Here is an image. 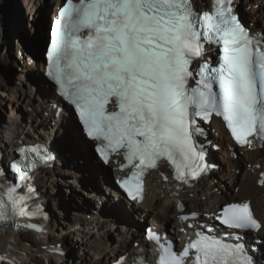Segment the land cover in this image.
I'll return each instance as SVG.
<instances>
[{"label": "snow or ice", "instance_id": "6c2138e0", "mask_svg": "<svg viewBox=\"0 0 264 264\" xmlns=\"http://www.w3.org/2000/svg\"><path fill=\"white\" fill-rule=\"evenodd\" d=\"M205 44L218 46L215 66L204 58ZM47 56L48 76L75 107L97 153L108 162L123 150L125 166L134 171L120 183L132 200L143 199L142 177L162 161L183 183L206 171L205 152L196 140L204 129L197 118L222 117L241 146L264 142V34H250L233 0H212L211 11L202 13L192 0H66ZM197 59L203 63L193 71ZM192 79L196 87L190 88ZM19 151L18 182L5 185L6 199L0 200L4 221L43 215L39 205L29 204L34 189L28 181L51 155L43 145ZM261 177L264 186V173ZM217 219L230 229L264 227L249 201L227 204ZM24 227L42 231L31 223ZM148 239L159 248V264H254L244 244L202 233L179 253L156 233ZM0 264L16 261L4 255Z\"/></svg>", "mask_w": 264, "mask_h": 264}, {"label": "bare ground", "instance_id": "6f19581e", "mask_svg": "<svg viewBox=\"0 0 264 264\" xmlns=\"http://www.w3.org/2000/svg\"><path fill=\"white\" fill-rule=\"evenodd\" d=\"M3 1L4 0H0V63L10 64L13 63L12 58H14V56L16 59H19V57L15 55L14 50L12 52L11 46L14 44V41L10 44V39L8 38V35H10V33H8L7 36L3 34V22L5 21L6 16L2 7ZM13 1H17L18 3H13ZM59 1L60 0H7V4L10 10L12 30L14 32H17V34L19 33L18 35H22L21 30L24 27L27 28L26 26L28 25V29L33 32V27L36 22L38 23L42 21L48 14H51V16L56 15ZM244 5L250 7V10L247 12L249 20L253 21L254 19H256V21H258L259 19L264 17V0H244ZM20 12L22 13V16ZM21 37H23V35ZM17 69L23 73V77L20 79L23 82H27V84L31 86V88H33V91L35 93L37 91H35L34 89L36 85L31 83L29 78L36 81L38 86L40 84L43 92L41 94L38 91L37 94H39V96H37L33 95V93H27L25 91L21 92L15 90H0V102L8 103L10 109V120L8 118L7 121L0 117V122H2L0 123V135L2 136L3 141L2 145H5L7 147L12 145L13 143H16V141L21 138V135L23 133L27 136L24 137L25 139L29 140L31 138L28 137V132H26L27 124L24 117V112L20 110L24 109L28 111V109L32 107L33 111L39 114L40 108L46 107L51 100L50 96H54L53 90L51 88H48L47 84L44 83V80L43 78H41V74L39 72H31L30 69L26 67H18ZM4 81L7 82L8 80L4 79L3 72L0 71V85L5 86ZM33 85H35V87ZM15 110H19V113L17 115H14V113L11 114ZM30 115V117L34 119L35 122L42 123V121H45L35 120L33 113L31 112ZM46 126L47 124L44 122L43 125H41L42 129L40 131L42 132L43 129H46ZM64 127H66L68 131L62 134L57 140V145L59 146L61 151V159H59L57 164V173H61L59 174V178L61 179V176L62 178H66L67 176L74 173H71L69 170L61 167L63 158H66V155H70L69 157H72V159H66L65 162H67L69 166L75 165L74 167H76V169H78L79 171L76 172L77 176L81 178L86 177V179L93 182L92 184L95 185L96 190L98 191V196H100V194H104V192L100 189L98 183L100 182V180H98V178L95 179L90 177L91 174L95 173L98 174V177H100L99 179H101L100 175L107 173V169L103 166H100L91 154V142L86 140L84 136L79 132V129L74 120L68 119ZM33 128H36L35 125L33 126ZM76 152H78V154ZM83 154H86L87 157L90 156L91 160H89L88 158L87 160L81 159L80 164L76 163V157L83 156ZM258 158L264 160V150L249 155L250 162H256ZM44 172L45 170H43L37 177V183L39 184L40 188H43V197L48 199V205L46 204L44 205V207L48 215L53 214L55 215L57 220L59 219V222H61L60 230L61 233H63V228H66V222L61 221L62 215L55 211L50 196V191L56 188L57 184L60 181L59 178L58 180L56 178H53L54 174H52V171L46 174H44ZM229 176L230 169L228 167L222 166L219 171H211L207 178L199 181L191 188L180 190V195L186 200L188 208L214 210L219 204L226 202L229 195L233 194L232 187H230L229 183H233L234 179L232 178V175L230 178ZM237 180L239 181L238 177ZM111 181L112 179L110 178L109 182ZM176 190L177 189L172 180H163L160 176L153 175L152 180L149 184L146 199L141 206L129 207L124 202L120 204L119 212L126 214V222L123 221L124 219H112L109 213H107V216L105 218L107 219V221L110 220L109 223L117 221L123 222V224L130 223V225L135 226L131 228L137 231V227L141 226V221L137 220L136 216L140 217L142 216V214L147 213L148 217H153L154 220H156L159 224H166L175 228L176 209L174 199ZM247 190H259L254 185L253 176H249L247 181L242 184L240 193L244 194V192ZM92 199L96 201V197H92ZM259 200L261 199H256L257 204H259ZM50 223L53 224V232L44 236H40L34 234L33 232L25 230H10L9 228H7L8 226L5 225L0 226V250L3 252H14L19 251L18 249L21 248L29 252L35 251L34 254H32V256L30 257L20 253L18 256V259L20 261L18 260L16 264H108L110 261L115 260L114 258L110 257L112 255L110 251L118 249V246H114L116 245L115 240L116 243H119L122 242L120 239H118L119 241L117 240L119 236L123 241H125V239L129 236L127 228L117 231L115 234L116 238H113L114 240H112L111 232L108 233L105 231H99L87 232L82 234L79 233V236H77V239L79 240V243L77 244L78 251L71 257H68L67 254L65 256H57V254L46 252L45 246L43 244L46 240H52L53 244L61 242L56 234L57 228L55 223L53 221H51ZM3 231L7 238L3 237ZM122 243L124 244L125 242ZM142 243V245L144 246V242ZM119 249L126 248L121 244V247ZM130 249L132 250V252H137L134 247H131ZM66 251L68 252V249Z\"/></svg>", "mask_w": 264, "mask_h": 264}, {"label": "rangeland", "instance_id": "374dc122", "mask_svg": "<svg viewBox=\"0 0 264 264\" xmlns=\"http://www.w3.org/2000/svg\"><path fill=\"white\" fill-rule=\"evenodd\" d=\"M15 2H16V4L18 3L17 1H13V3H15ZM2 7H3V10L6 14L5 21L3 22V29H4L3 34L7 36L8 33H10V35H8V38L10 39V44L13 41L14 42L18 41V39L21 38L22 35L24 36L25 34L28 35V38H30L31 42H33L32 36H33L34 32H31L28 29L29 28L28 25L26 26L27 28L24 27L21 30L22 35L21 34L18 35L19 33L17 34V32H14L12 30L11 21H10V19H11L10 10H9L8 4H7V0L3 1ZM21 16H22V13H21ZM22 20H23V17H22ZM13 45L15 46V43ZM13 45L11 46L12 52H13ZM8 65H10V64L9 63H0V71L3 72V69L6 68V66H8ZM12 67L15 68V66H13V65H12ZM7 69L9 70L10 68H7ZM15 73H18L16 75V78H15V75L13 77L8 76V78H7L8 81L7 82L4 81L5 86L0 85V90H7V91L15 90V91H21V92L25 91L27 93L29 92V93H33V95L39 96V94H37L38 90L36 91L35 85H33V86L35 87L34 89H35L36 93L33 91V88H31V86H29L27 84V82H23L20 79L23 77V73L21 71H19L17 68H15ZM30 108H32V107H30ZM9 110L10 109H9L8 103H1L0 102V117L2 119L7 117V113ZM9 113H10V111H9ZM31 113L34 114V111ZM30 116H31L30 111L24 112L26 124H27V126H30V128H28V129L26 126V132H28V137H31L30 134L34 133L33 131H36L37 133H39V132L42 133L40 131L42 129L41 125H43L44 122L47 123L46 121H44V122L42 121V123L35 122L34 119H32ZM34 125L36 128H33ZM22 137H27V136H26V134L23 133L21 135V138ZM18 140L16 141V143L18 142ZM73 149H75V148H73ZM76 153L78 154V152H76ZM69 156L70 155H66V158H63V163L61 164V167L64 169H67L71 173H73L72 168H75L74 167L75 165L69 166L67 164V162H65L66 159L67 160L72 159V157H69ZM83 156L76 157V159H75L76 163L80 164L81 159L87 160V158H88L89 160H91L90 156L87 157L86 154H83ZM57 168L58 167L56 166L55 168L47 169V170H45L44 174L52 171V174H54L53 178H56L58 180V178L60 176L59 174H61V173H59V172L57 173V170H58ZM66 178H64V177L62 178V176H61V179L59 178L60 182L57 184V187L54 188L52 191H50V196H51L55 211H57L60 215H62L61 221L66 222V228H63L64 229L63 233H61V230H60L61 222H59V219L57 220V218L53 214H51V215L49 214V215L51 217V221H53L56 225L57 237H59L61 242H63L64 245L66 246V248L68 249V252H67L68 257L73 256V254L78 251L77 244L79 243V240L77 239V236H79V233L82 234V233H87V232H99V231H105L108 233L111 232L112 240H114L115 239L114 236H115L117 231H119L121 229L124 230V228H128V227H126L125 224H123V222L117 221V222L109 223L110 220L107 221L106 218H104V220H103L99 217H96V220H94V221L87 220V218L84 215H82V211L86 208V206L83 205L84 201L87 202L85 197L87 199H90V201L92 202V201H94L92 199V197H95V194H98V191L96 190L95 185L93 186L92 184H91V186H93L94 189L89 190L88 187H86V186L89 185L90 183H93V182L86 179V177L81 178V177L77 176L76 172H74L72 175L67 176ZM93 187H91V188H93ZM42 189L43 188H41V190ZM47 209H48V206H47ZM52 212H53V208H52ZM110 217L112 219H114L111 215H110ZM7 228H9L10 230H20L19 228L13 227V226H11V227L8 226ZM130 229L132 231H135L131 227H130ZM2 235L4 238H7L4 231H3ZM74 235H76V236H74ZM43 244L45 246V251L49 253L50 251L48 250V246L50 244H53V241L52 240H46ZM116 245H117V243H116ZM18 250L21 254H24L28 257L32 256V254H34V252H35V251L29 252V251H26V250L21 249V248H19ZM50 253H52V252H50ZM54 254H56V253H54ZM104 264H107V263H104Z\"/></svg>", "mask_w": 264, "mask_h": 264}, {"label": "water", "instance_id": "95a60500", "mask_svg": "<svg viewBox=\"0 0 264 264\" xmlns=\"http://www.w3.org/2000/svg\"><path fill=\"white\" fill-rule=\"evenodd\" d=\"M44 19L42 21L39 22L38 28H37V32H36V36L35 38H33V42H31V39L28 38V35H24L23 37H21V41L24 45L31 47L34 50V53L37 57H40L42 55V53L44 52V50L47 48V37L45 35V33L42 32V28L44 27ZM22 226H23V230L25 231H30L33 232L34 234L43 236L45 234L39 231H34L31 229H27L24 227L25 224H28V221H20ZM50 228L51 230L49 232H47V235L49 233L53 232V224H50ZM62 248H64V250H66V246L64 245V243H62ZM120 253V252H119Z\"/></svg>", "mask_w": 264, "mask_h": 264}]
</instances>
